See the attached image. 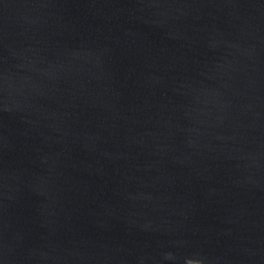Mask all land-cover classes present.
<instances>
[{"label": "water", "instance_id": "95a60500", "mask_svg": "<svg viewBox=\"0 0 264 264\" xmlns=\"http://www.w3.org/2000/svg\"><path fill=\"white\" fill-rule=\"evenodd\" d=\"M0 264H264V0H0Z\"/></svg>", "mask_w": 264, "mask_h": 264}]
</instances>
